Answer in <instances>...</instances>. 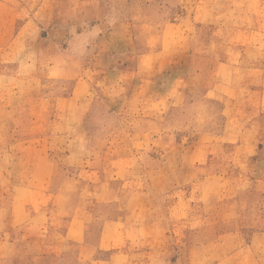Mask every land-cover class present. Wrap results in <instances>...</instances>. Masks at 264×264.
I'll return each mask as SVG.
<instances>
[{"label":"rangeland","instance_id":"rangeland-1","mask_svg":"<svg viewBox=\"0 0 264 264\" xmlns=\"http://www.w3.org/2000/svg\"><path fill=\"white\" fill-rule=\"evenodd\" d=\"M258 21L264 0H0V264H245ZM35 155L56 167L41 223Z\"/></svg>","mask_w":264,"mask_h":264},{"label":"crops","instance_id":"crops-1","mask_svg":"<svg viewBox=\"0 0 264 264\" xmlns=\"http://www.w3.org/2000/svg\"><path fill=\"white\" fill-rule=\"evenodd\" d=\"M168 25H169V23L166 22V24H164L163 28L161 29V32L166 31L169 27ZM179 25L181 26V24H175V26H179ZM206 25L208 27L211 26V22L209 21ZM256 30H257V32L258 31L263 32L264 31V23L261 21H258ZM130 31L132 33L133 28H131ZM161 38H162L161 42L164 41V43H165V40L163 39L162 35H161ZM132 39H133V41H135V35L132 36ZM153 53H155V52H145L143 55L146 57V56L151 55ZM143 55L139 54L138 59L141 60L140 58H142ZM256 70H259V69H256ZM262 70H264L263 67H262ZM249 88L250 87H247V90H248L247 94L251 95V99H252V97H256V101L254 102L253 100H251L250 103L248 102L247 105L249 106V108L245 105H241L240 108H246V109H248V111L255 113L256 122L251 123L249 126H251V127L263 126V124L261 125V123H258V122H259L260 113L264 112V90L260 87L254 88V90H253V87H251V89H249ZM5 109L10 110L11 108L8 107ZM11 110L18 112L19 108L16 107V108H13ZM19 120H20V118H19ZM30 137L34 138L33 135L24 137V135L22 134V135L18 136L16 141H17V143H19L20 141H24V139H31ZM40 158H43V157H41L40 155H35V175H41V179H43L42 181H41V179L37 180V183L35 182V213L32 216V217H35V223L43 222L39 218L41 216H44V211L46 210V207L44 204H42L41 197L46 191L49 192V190L51 189L50 181L53 178H55V175H56V167H55L54 163L52 162L50 155L44 160H41ZM40 161H42V162H40ZM45 168H47V170ZM41 183H45V184L42 185ZM251 188H255L257 190V188L254 185H251ZM244 213L242 210L243 217L240 216V218H244L248 222L250 219L251 223L254 221H255V223L259 222V218H257V215L255 212H249V210H247V211H244ZM251 216H254L255 219H253ZM234 217H236V215L228 217V218L232 219ZM12 218H14V220H15V213L14 212H12ZM241 232H242V229L240 231L236 230L233 232L232 231L225 232L226 233L225 236L238 238V236ZM254 233H255L253 235L254 239L252 237L253 240H251L249 247L241 248L240 250L247 251L246 256L249 258L245 262V264H264V262H263L264 248H261L260 250H258V248H260L259 244L261 243L262 240H264V230L260 231V232L256 230ZM31 239H35V242L37 241L35 243V245L38 244V242H39L38 237L32 236ZM237 250H239V249H237ZM261 252L263 253V255H261ZM43 253H44L43 250L36 251L35 257H40ZM30 254H34V253H30ZM99 263H102V260Z\"/></svg>","mask_w":264,"mask_h":264}]
</instances>
